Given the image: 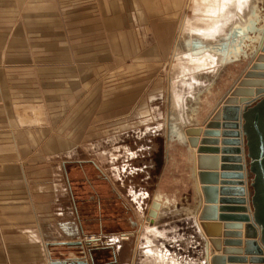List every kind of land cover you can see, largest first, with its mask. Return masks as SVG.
<instances>
[{"label": "crops", "instance_id": "crops-1", "mask_svg": "<svg viewBox=\"0 0 264 264\" xmlns=\"http://www.w3.org/2000/svg\"><path fill=\"white\" fill-rule=\"evenodd\" d=\"M52 1L55 5L57 1L58 3L63 2L62 0H0V264H52L54 261L82 259L87 252L88 239L95 238L86 234L83 221L79 218L66 171L68 163L62 160L60 165L58 164V157L62 155L58 150V126L55 124L54 128H46L35 125L30 113L16 115L17 107L11 90L13 86L5 85L1 81L3 77L8 78L9 75L11 77L14 75L16 62H25L31 58L38 60L40 57L41 54L33 57L29 54L30 45L27 38L30 37V32L26 33V29L30 30L36 22L47 20V14L52 12V9L50 10L52 5L48 2ZM76 1L78 7V3L82 0ZM199 2L198 0H102L97 6L98 12L103 15L101 23L99 22V26H97L103 29L104 40L107 36L109 38V43L103 44V49L105 47L108 49H104L103 57L98 59L99 62L116 61L120 64L132 57L140 62H166L170 56L171 61L177 62L176 73L168 78L167 90L154 92L157 96H151L149 101H155L157 97L162 98L164 97L163 93H166L165 102L171 103L172 107L167 109L165 117L161 120L162 123L157 124L156 127L147 126L143 130L145 133H142L143 135L150 132L151 134L163 133L166 159L161 177L169 176L171 178L170 181H166L165 185L186 184L183 165L182 180L179 179V173L178 175L173 173L177 159L174 156V151L168 152V143L164 136L167 121L177 119L183 123L187 118L194 116V109L190 105L196 102L195 98L202 94L210 84L212 85V81L215 84L224 77L223 71L220 72L224 67L219 63L220 58L206 51L205 47L220 45L233 25L240 22V18L247 17L251 10L262 8L261 3L264 0H234L232 3H228V6L223 10L216 11L215 15L209 13L207 6L204 5L205 2L201 1L203 2L200 3L201 5L198 4ZM71 11L70 13H75L78 20L82 10L78 8L71 9ZM61 12L63 13V11ZM84 12L86 13L87 10L85 9ZM126 12H133L134 15L145 13L147 29L150 31L149 40H146L137 30L135 43L128 50L123 47L121 49L119 42L120 36H123L121 28ZM141 17H138L139 20ZM85 19L86 22L81 19L83 23H87L88 19L86 17ZM93 22L95 23L94 19ZM44 27L46 25L40 28ZM180 28H182L181 33ZM83 29L87 31L90 27L86 26ZM87 34L90 35L89 32ZM86 45L90 46L89 40ZM111 46H113V50H111ZM92 57V62H95V55L92 54ZM201 61L205 62L204 67H201ZM113 74L116 76L115 73ZM146 108L144 113H148L149 119L146 122H149L153 120L152 113L154 111H148ZM209 121H211L210 116L200 127L202 131L199 136L200 140L203 139V131ZM143 124L141 122V125ZM124 128L127 129L126 126ZM218 139L221 141L223 138L219 137ZM218 147L222 148L223 146L220 143ZM75 149L76 147H73L68 152L73 153ZM190 151L195 154L196 158L197 148H190ZM126 152L130 154L127 158L134 154L132 150L128 149ZM219 156L221 157L222 154L220 153ZM229 156L230 154L226 155V157ZM58 170L65 174L68 183V185H64L62 191H70L72 195L68 201L70 209L63 207L65 200L59 197L62 195L58 190ZM158 183L150 193L151 195L146 189L140 190V192L131 191L130 201L135 204L137 209L141 210L138 215L140 217L137 218L138 223L141 224L147 218L143 208L147 203L145 200L150 198V207L157 198V201L163 205L158 213L162 217L160 223L147 222V228L139 229L138 235L134 236V241L129 232L120 233L118 236L112 234L104 236L106 245H102L103 250L112 247L113 252L119 255L114 258V262H108L109 264L203 263L202 251H198V245L196 246L195 243L201 241L192 237L188 227L183 228L182 232H185L182 236L179 234L184 243V251L182 250L181 254L174 251L178 237L177 232L180 231L175 230V223L179 221L187 226L185 216L189 212L186 208L188 205L176 209L179 198L168 193L163 186L159 188ZM188 191L189 188L185 186L183 194H187ZM164 198L169 199L168 203ZM122 205L126 207L127 204L122 203ZM205 205L202 196V207L197 216V224L205 222L199 220ZM217 206L235 207L232 204L222 205L220 203ZM149 207L147 214L150 210ZM164 207H170L171 210L164 212ZM221 214L239 215L235 212H226L218 213V216ZM216 223L224 225L226 222L217 221ZM242 224V230L233 231L240 233V240L245 242L247 240L245 238L246 223ZM215 229L220 231V238L208 237L200 227L202 239L208 242L210 239L223 241L224 230ZM131 241L134 246L125 249L126 244ZM66 242H82L84 247H67L60 244ZM225 248L222 246V250ZM241 249H244V245ZM76 250L79 251L78 256H73L72 253H75ZM222 250L213 249L209 244V257L222 255ZM68 253L71 256L67 257ZM231 257H244V254L231 255ZM246 257L249 259L251 256ZM89 263L91 264L90 261Z\"/></svg>", "mask_w": 264, "mask_h": 264}, {"label": "rangeland", "instance_id": "rangeland-1", "mask_svg": "<svg viewBox=\"0 0 264 264\" xmlns=\"http://www.w3.org/2000/svg\"><path fill=\"white\" fill-rule=\"evenodd\" d=\"M62 1H57L56 5L53 1L48 2L52 12L47 14V20L26 29V33L30 32L27 38L29 54L31 57L41 54L38 60L16 62L14 75L3 77L1 81L13 86L16 115L30 113L35 125L58 126V150L62 153L58 164L67 161L66 171L79 218L86 234L98 240L96 245L89 246L94 249L95 264H109L119 255L111 249L103 250L104 236L129 232L134 241L139 229L147 228L146 220L138 223L141 210L130 201V193L146 189L150 194L158 182L159 188L163 186L177 198L184 193L186 185H165L171 178L161 177L166 159L163 133L143 135L147 126L156 127L162 123L165 113L172 107L171 103L165 102L166 93L162 98L149 101L151 96H157L154 92L167 90L168 78L176 73L177 62L171 61V56L166 62H140L133 57L120 64L99 62L104 49H108H103V44L109 43L108 36L104 40L105 33L98 27L103 15L97 6L102 0H82L78 7L76 0ZM78 8L82 11L77 20L75 13L70 12ZM139 16H142L140 20ZM145 16V13L124 14L123 36L119 40L121 49H131L138 32L149 40ZM85 17L87 23L82 21L86 22ZM44 25L46 27L40 28ZM86 26L90 27L87 31L83 29ZM88 40L90 46L87 47ZM92 54L95 62H92ZM145 108L154 111L151 112L152 121L146 122L149 118L148 113H144ZM73 147H76L75 151L68 152ZM127 149L132 150L133 156L127 158L130 155ZM174 156L177 164L173 173H179L182 180L180 158L176 153ZM58 185L62 195L59 197L65 200L63 207L70 209L68 201L72 195L70 191H62L68 183L60 170ZM145 202L144 214L148 218L150 198ZM122 203H126V207ZM185 227L189 226L179 221L175 223V230L180 231L174 251L179 254L184 251L180 236ZM133 241L124 248L134 246ZM195 243L200 251V242ZM115 248L117 250V245ZM78 252L76 250L72 255L78 256ZM68 256L71 255L68 253Z\"/></svg>", "mask_w": 264, "mask_h": 264}, {"label": "water", "instance_id": "water-1", "mask_svg": "<svg viewBox=\"0 0 264 264\" xmlns=\"http://www.w3.org/2000/svg\"><path fill=\"white\" fill-rule=\"evenodd\" d=\"M205 48L220 58L219 63L224 66L220 72L223 71L224 77L215 84L212 81V85L195 98L196 102L190 105L194 116L183 123L169 119L166 126L168 152L174 151L181 158L185 185L189 188L187 194L179 197L176 209L188 205L185 223L192 237L201 241L198 244L202 264H264V7L240 18L220 45ZM209 116L211 121L206 124L200 140V127ZM219 137L223 139L220 141ZM220 143L222 148L218 147ZM244 143L247 164L241 156ZM190 148H197L196 158ZM227 154L231 157H226ZM247 171L250 192L245 187ZM202 196L206 205L199 220L207 223L198 226ZM218 203L235 207H218ZM159 208V202L153 201L147 222L160 223ZM170 210V207L163 209L164 212ZM226 212L239 215L218 216ZM217 221L226 223L221 225ZM244 222L247 240L242 242L241 234L235 231L242 230ZM200 227L210 238H220V231L215 228L224 230L223 241L210 239L214 249L220 251L222 246L226 247L222 255L209 257V242L202 239ZM60 244L84 247L82 242ZM90 245L88 241L82 259L52 264H90L89 261L95 264L94 249ZM106 249L112 250V247ZM242 254L244 257H231Z\"/></svg>", "mask_w": 264, "mask_h": 264}, {"label": "bare ground", "instance_id": "bare-ground-1", "mask_svg": "<svg viewBox=\"0 0 264 264\" xmlns=\"http://www.w3.org/2000/svg\"><path fill=\"white\" fill-rule=\"evenodd\" d=\"M200 1V2H199ZM201 1H203V2H205L204 3V5L205 6H207V8H208V11H209V13L210 14H214L216 11L218 12V11H220V10H223L226 6H228L227 4L228 3H232L234 0H198V4L199 5H201L203 2H201ZM236 1H241V0H236ZM201 3V4H200ZM196 6V5H195ZM216 12V13H217ZM215 13V14H216ZM214 14V15H215ZM213 17V16H212ZM183 28V27H182ZM182 28H180V33H181V29ZM205 62L204 61H201V64H204ZM242 147V146H241ZM241 156H243V157H245V162H246V164L248 163V159H247V153H246V149H245V143H244V152L241 154ZM246 168L248 169V167L246 166ZM246 185H247V188L246 189H248V191L250 192V189H249V185H250V176H249V171H247V177H246ZM246 187V186H245ZM156 201H157V198L155 199ZM159 202V201H158ZM159 204H160V208H159V210L157 211V214L159 213V211L161 210V208L163 207V205H162V203L161 202H159ZM150 210H151V207H150ZM149 210V211H150ZM147 219V218H146ZM146 223H147V221H145ZM200 224H198V226H199ZM91 239V240H90ZM90 239H88L89 241H91V245H96L97 243H98V240H97V238H90ZM209 244H211L210 243V241H209ZM212 246V245H211ZM212 248L214 249V247L212 246Z\"/></svg>", "mask_w": 264, "mask_h": 264}, {"label": "flooded vegetation", "instance_id": "flooded-vegetation-1", "mask_svg": "<svg viewBox=\"0 0 264 264\" xmlns=\"http://www.w3.org/2000/svg\"><path fill=\"white\" fill-rule=\"evenodd\" d=\"M262 7H264V5H263ZM164 199H165V201L168 203L169 199H167V198H164Z\"/></svg>", "mask_w": 264, "mask_h": 264}, {"label": "built area", "instance_id": "built-area-1", "mask_svg": "<svg viewBox=\"0 0 264 264\" xmlns=\"http://www.w3.org/2000/svg\"><path fill=\"white\" fill-rule=\"evenodd\" d=\"M247 174V173H246ZM246 188H247V185H246Z\"/></svg>", "mask_w": 264, "mask_h": 264}]
</instances>
